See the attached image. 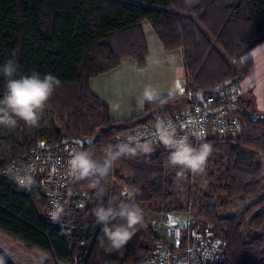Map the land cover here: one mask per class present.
Returning <instances> with one entry per match:
<instances>
[{"label":"trees","instance_id":"trees-1","mask_svg":"<svg viewBox=\"0 0 264 264\" xmlns=\"http://www.w3.org/2000/svg\"><path fill=\"white\" fill-rule=\"evenodd\" d=\"M143 23L150 25L165 51L183 52L186 93L195 96L227 81L238 84L248 75L251 61L242 63L240 74L233 67L264 44V0H0V67L12 59L18 64L17 77L37 72L60 81L38 126L23 121L14 129L0 126V146L9 149L0 159L1 235L62 264L75 260L138 264L151 255L149 240L159 244L160 237L142 214V224L132 239L121 249L111 247L93 212L101 202L107 206L114 196L105 178L102 201L91 179H72L66 195L78 189L87 192V204L77 215L85 210L88 218L80 225L75 219V228L62 230L47 221L48 197L41 188L28 193L1 176L7 164L38 151L40 142L55 150L65 140L93 139L90 146L80 149L91 150L94 158L101 159L110 145L120 143L125 130L173 115L179 102L187 107L192 104L184 97L146 102L143 115L115 122L108 107L90 90L92 79L118 68L124 59L145 66L148 46ZM5 85L0 72V94ZM251 106L250 99H241L232 112L245 126L241 134L206 141L214 151L204 172L212 178L214 169L222 176L211 192L219 189L231 199L250 200L237 214L221 216L212 194L204 196L198 218L226 242L222 260L208 264H264V167L255 159L264 157V115L252 112ZM181 112L178 109L177 114ZM154 148L149 155L116 162L117 178L136 194L141 208L172 200L170 188L188 177V172L181 174V169L167 165L169 152L164 146ZM115 197L117 202L122 200ZM168 212L172 211L158 213ZM0 264H11L1 252Z\"/></svg>","mask_w":264,"mask_h":264},{"label":"built area","instance_id":"built-area-1","mask_svg":"<svg viewBox=\"0 0 264 264\" xmlns=\"http://www.w3.org/2000/svg\"><path fill=\"white\" fill-rule=\"evenodd\" d=\"M244 95L245 93L240 87L227 86L217 94L205 95V106L192 95L189 99L192 104L183 109L181 113L159 118L166 121L171 120L178 126L193 120L197 121L198 130L202 132L204 141L209 139L224 140V138L231 136L236 137L244 131L245 126L232 115V112L235 111ZM221 108H223L222 111L212 113L213 110ZM155 122L156 120L150 123H141L136 127L125 130L120 134L119 142L129 135H136L141 139L146 138L154 130ZM187 131L189 129H184L181 134ZM193 143H196V141L193 140ZM161 145L157 144L155 146ZM75 150L81 149L76 144H69L55 150L34 151L25 158L7 164L1 172L5 182L15 184L25 192L29 193L32 188L39 185V188L48 197L47 221L59 226L62 230L75 228L77 212L85 208L87 204V192L82 189L74 190L68 198L69 209L67 214L65 216L61 215L66 194L74 178L69 172L68 160ZM31 170H34V172L38 170L50 172V178H42L39 184H34L31 176L27 175ZM21 171H27V174L22 179L17 178L16 182L13 175ZM128 192L129 190L126 188L124 194ZM185 211L189 212V218L186 220H181L173 212L163 215L161 225L165 227L166 235L171 243L160 239L150 257L138 264H208L222 260L226 250V242L216 236L210 227L205 226L203 223L199 224L198 221L192 219L193 206H189ZM141 212L143 214L142 210ZM151 225L157 234L156 229L161 227L160 224L153 220ZM73 264L81 263L75 260Z\"/></svg>","mask_w":264,"mask_h":264},{"label":"clouds","instance_id":"clouds-1","mask_svg":"<svg viewBox=\"0 0 264 264\" xmlns=\"http://www.w3.org/2000/svg\"><path fill=\"white\" fill-rule=\"evenodd\" d=\"M186 2L191 3L192 0ZM256 51L259 52L260 48ZM0 72L6 78L5 89L0 94V126L14 129L19 121L28 126H38L47 102L60 86L59 79L52 74L41 76L37 72L17 77L18 64L12 59L0 67ZM143 97L144 101L154 102L160 99V93L148 87ZM184 129L189 131L181 134ZM193 140L196 143H193ZM157 144H162L169 152L167 165L181 169V174L203 173L214 151L212 144L204 141L197 121L178 126L171 120L157 118L154 130L146 138L129 135L120 143L110 145L103 152L101 159L94 158L91 150L73 151L68 160L69 172L76 179H91V186L96 189L97 198L102 201L106 194L102 180L110 174L114 164L122 157L149 155ZM127 195L131 199L133 194ZM93 212L97 223L103 225L107 242L115 249L123 248L132 239L143 219L138 206L123 200L117 202L116 197H113L107 206L101 202ZM117 219L123 220L124 223H111Z\"/></svg>","mask_w":264,"mask_h":264},{"label":"crops","instance_id":"crops-1","mask_svg":"<svg viewBox=\"0 0 264 264\" xmlns=\"http://www.w3.org/2000/svg\"><path fill=\"white\" fill-rule=\"evenodd\" d=\"M152 32L149 28L145 31L150 53L144 67H139L133 59L127 58L121 62L118 68L90 81V90L108 107L111 119L115 122L129 120L144 112L145 103L148 101H144L143 93L148 87L158 91L160 99L184 97L189 100L192 96L191 93H186L187 77L183 52L181 50L165 51L158 37L156 36V40ZM258 47L260 48L259 52L256 51ZM246 58L245 62L251 61L252 67L242 80V86L238 87L245 93L242 99H250L248 96L254 97L259 105L264 103V94L259 91L260 84L264 79L257 78L255 75L264 65V44L253 49L244 57V59ZM260 76L264 77V72ZM141 101L144 102L141 103ZM261 104L260 106L263 107ZM250 109L252 110V106ZM259 115H264V110ZM67 211L68 209L62 210V216H65ZM5 238L10 240L8 237ZM0 252L7 257L11 264H21V261H24V264H34V260H37L39 264H46L47 261H51L52 264H62L50 257H47L49 260L40 258L35 254L38 252L30 250L12 239L0 241ZM28 257L33 259L32 263Z\"/></svg>","mask_w":264,"mask_h":264},{"label":"rangeland","instance_id":"rangeland-1","mask_svg":"<svg viewBox=\"0 0 264 264\" xmlns=\"http://www.w3.org/2000/svg\"><path fill=\"white\" fill-rule=\"evenodd\" d=\"M144 24L145 23H143L144 32L147 31L148 28L152 30V28L150 27L149 24H147V23L145 25ZM152 33L155 35V37L157 36L154 32H152ZM155 39L157 40V37ZM146 43L148 46V55L146 58V63H147L149 53H150L149 44L147 42V39H146ZM246 60H247V58L246 59L242 58L240 61V64L234 65L233 69L236 70V72L238 74H240V72H241L242 63H245ZM146 63H145V65H146ZM263 72H264V65L258 70V72L256 73L255 76L257 78L264 79L263 76H260L261 73H263ZM260 85H261V87L259 88V91H262V94H264V81ZM234 86H236V87L242 86L241 81H239L238 84H234ZM167 98H170V97H167ZM248 98L251 99L252 112L256 111V113L259 114L260 112H262V110H264V108H263L264 103H262V104L260 103L263 106V107H261L260 104L258 105V103L256 102L254 97L251 98L250 96H248ZM163 99H166V98H163ZM186 107L187 106L183 105L182 102L181 103L179 102L178 105L174 106V108L172 109V114L176 115L178 109L183 110ZM144 109H145V106H144ZM144 112L140 115H143ZM234 137L235 136H231V138H234ZM224 139H227V138H224ZM67 145H69V144H67ZM63 146H66V145H63ZM40 151H43V150H40ZM8 152H9V149L7 147L0 146V159L3 158ZM255 159L257 161H259L261 163V165L264 167V157L257 155V156H255ZM27 163H28V161H27ZM212 171L215 173V177H212V178L210 177V175L207 172H203L201 174H196L194 176L191 172H188V177L183 183L177 184L174 188H170V192H172V195H173L172 200L168 201L165 204L160 203V202H153L150 204H146V205H144V207L146 209L144 207H142L143 208L142 209L140 207V205L137 203L136 198L134 196L135 193L128 187L126 182L121 181L117 178V174L119 172L117 163L114 164L110 174L107 177H105V181H107V185L109 186V188L111 190H113V191H111L112 195H114L113 197L120 196L123 201L130 203V204H135L136 206H138L143 211V215L148 220V222L151 223L153 220H156L157 223H159L161 226L160 229H156V231L158 232V236L163 241H167V243H171V240L166 235L165 227L161 225V220L163 217H162L161 213H158V212H163L165 210H169V211H172L174 214H176L177 217H179L181 220H186L189 218V212L188 211L184 212V210L187 209L189 206H193L192 219L198 221L199 224L203 223L205 226L210 227V229L213 231L211 226L207 225L202 219L198 218V211L200 210L202 203L206 202V199L204 197L205 195L210 194V193L212 194V197H213L212 202L214 204H216L221 216H233V215L237 214L238 212H240L242 209H244L247 206V204L250 202V200L241 199V198L240 199L239 198L231 199L226 195V193H224L223 191H221L219 189L218 190L214 189V191L211 192V187H213V185L217 186L219 184V181L222 178V176L219 173H216V171L214 169H212ZM175 173L176 172L173 171L172 175L175 176L176 175ZM26 174H27V171H21L16 175L14 174L13 175L14 180H16V182H17V178L22 179L23 176ZM27 175L29 177L31 176L32 182L34 184H39L41 182L42 178H46V179L50 178V172H48V173L46 171L42 172L41 170H38L36 172H34V170H31V172H29ZM191 182H193V184H191ZM35 188H39V185H36ZM126 188L129 190L128 193L133 194L131 199H129V196L127 195L128 193L124 194V192L126 191ZM66 198H69V197H67V195H66ZM89 204L90 203H88V205ZM62 209L63 210L69 209L68 199L66 200V202L64 201ZM84 211L85 210H82L81 216H80V214L77 215L76 220L79 223V225H80V222L83 223L84 221H87L88 217L85 216ZM63 213H64V211H63ZM61 215H62V211H61ZM156 228H158V227L156 226ZM2 240L10 241L11 239L8 240L5 238V236L0 234V241H2ZM147 245L152 249V251L156 248V246L152 240H149L147 242ZM35 254H36V256H39L40 258H43L45 260H49L48 256H42L40 253H35ZM28 259H30L31 263H32L33 259H31L29 257H28ZM38 260L40 261V259H38ZM21 264H24V261H21ZM34 264H39V262L37 260H34ZM46 264H52V263H51V261H47Z\"/></svg>","mask_w":264,"mask_h":264},{"label":"water","instance_id":"water-1","mask_svg":"<svg viewBox=\"0 0 264 264\" xmlns=\"http://www.w3.org/2000/svg\"><path fill=\"white\" fill-rule=\"evenodd\" d=\"M233 84L232 81H227V82H224L223 84H221L220 86H218L217 88L215 89H212V90H208V91H202V92H198L196 95H195V98L196 100L199 102V103H202L204 106H205V100H204V96L205 95H208V94H217L219 92H221L223 89H225L227 86H231ZM223 108L221 109H216V110H213L212 113H218L220 111H222ZM93 143V139L91 140H84V141H77V140H65L62 144L63 145H67V144H76L78 145L79 147H86V146H90L91 144ZM38 149L39 150H43V151H50L51 148L45 146L43 143H39L38 144Z\"/></svg>","mask_w":264,"mask_h":264}]
</instances>
